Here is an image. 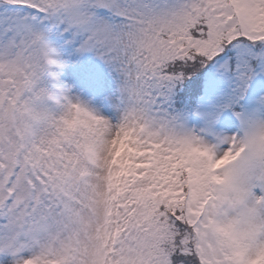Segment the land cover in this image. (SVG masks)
<instances>
[{
	"label": "snow or ice",
	"instance_id": "1",
	"mask_svg": "<svg viewBox=\"0 0 264 264\" xmlns=\"http://www.w3.org/2000/svg\"><path fill=\"white\" fill-rule=\"evenodd\" d=\"M0 264H264V0H0Z\"/></svg>",
	"mask_w": 264,
	"mask_h": 264
}]
</instances>
